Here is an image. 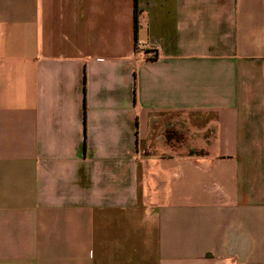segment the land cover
Masks as SVG:
<instances>
[{
	"label": "crops",
	"instance_id": "crops-1",
	"mask_svg": "<svg viewBox=\"0 0 264 264\" xmlns=\"http://www.w3.org/2000/svg\"><path fill=\"white\" fill-rule=\"evenodd\" d=\"M0 264H264V0H0Z\"/></svg>",
	"mask_w": 264,
	"mask_h": 264
},
{
	"label": "built area",
	"instance_id": "built-area-1",
	"mask_svg": "<svg viewBox=\"0 0 264 264\" xmlns=\"http://www.w3.org/2000/svg\"><path fill=\"white\" fill-rule=\"evenodd\" d=\"M144 23H145L144 22V17L142 15L137 16V18H136V26L141 27V26H143ZM145 55L148 58H150V59H154V58H157L158 57L157 52L155 50H152V49L151 50H148L145 53Z\"/></svg>",
	"mask_w": 264,
	"mask_h": 264
},
{
	"label": "trees",
	"instance_id": "trees-1",
	"mask_svg": "<svg viewBox=\"0 0 264 264\" xmlns=\"http://www.w3.org/2000/svg\"><path fill=\"white\" fill-rule=\"evenodd\" d=\"M136 4H137V0H134V8H135V11H136Z\"/></svg>",
	"mask_w": 264,
	"mask_h": 264
}]
</instances>
